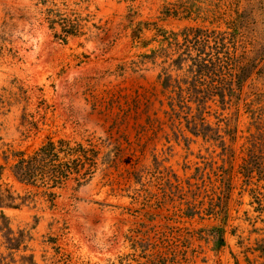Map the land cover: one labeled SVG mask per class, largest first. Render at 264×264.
Returning a JSON list of instances; mask_svg holds the SVG:
<instances>
[{"label":"rangeland","instance_id":"obj_1","mask_svg":"<svg viewBox=\"0 0 264 264\" xmlns=\"http://www.w3.org/2000/svg\"><path fill=\"white\" fill-rule=\"evenodd\" d=\"M46 9L80 34L54 38ZM186 29L231 33L244 67L195 84L183 56L170 119L142 56ZM48 139L78 173L19 182L15 155ZM0 166L23 199L0 208V264H264V0H0Z\"/></svg>","mask_w":264,"mask_h":264},{"label":"trees","instance_id":"obj_2","mask_svg":"<svg viewBox=\"0 0 264 264\" xmlns=\"http://www.w3.org/2000/svg\"><path fill=\"white\" fill-rule=\"evenodd\" d=\"M36 2L44 5L46 0H36ZM43 15L44 21L47 23L49 29L54 30V26L59 27V32L54 33V38L64 42L67 37H76L80 34V26L77 20H72L66 16L57 14L50 9L43 11ZM134 37L132 36V39ZM178 38H181L182 42H179ZM207 50L211 53L210 55L205 53ZM149 52L151 56L143 55L142 57L150 59V62L161 59L163 67L161 68L160 79L163 77L165 80H168L169 85L171 84V86L165 85V88H163V91L168 95L167 100L170 108L168 115L170 119L174 115V107L176 105L183 107L187 103L183 96L184 90L178 86H172L175 83V80H172V72L174 73V70L181 72L180 69H177L178 67L175 66V63L178 60L182 61L183 56L186 57L185 55H187L191 59H195L192 64V74L195 78V84L199 83L198 80L203 78L204 70L202 69L206 68V66H214L217 68V64L221 62V57H224L223 64H225V69L229 72V83L231 85L235 86L240 83L239 74L244 67L242 63L238 62L236 56L238 53V45L235 42L234 35L231 33L225 34L215 31L207 32L200 29H186L179 36H176L175 39H168L164 46L161 44L160 48L150 50ZM174 57L177 59L173 60ZM219 66H221V63ZM229 90L232 91L231 86ZM200 100L201 104L205 103L202 102L204 100L202 98L197 101L200 102ZM154 124L155 122H153ZM253 151L255 150H252L250 154H252V159H255V152ZM15 158L14 177L19 182L32 187H37V183H40L42 186H48L49 189H58L63 179L69 176V171H72L71 173L75 172V174L78 173L76 169L73 171L70 168L68 172L62 173L61 166L58 163L57 147L50 139L32 155L26 157L24 153H17ZM74 162L79 163L77 159L71 161L72 164ZM254 171L255 169H253ZM3 172V166H0V179ZM250 179L251 177L249 176L247 182H250ZM226 190L229 191L228 188ZM49 196L54 197V194L50 193ZM17 201L22 202L23 199L11 192L10 189L2 188V185H0V208L17 209L21 205L20 203L16 204Z\"/></svg>","mask_w":264,"mask_h":264}]
</instances>
